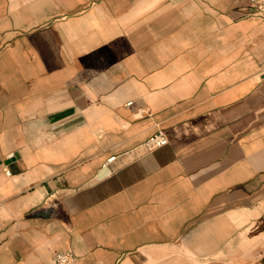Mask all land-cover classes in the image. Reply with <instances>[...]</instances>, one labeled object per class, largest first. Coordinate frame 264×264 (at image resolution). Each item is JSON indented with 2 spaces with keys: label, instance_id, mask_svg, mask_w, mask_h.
Returning <instances> with one entry per match:
<instances>
[{
  "label": "crops",
  "instance_id": "crops-1",
  "mask_svg": "<svg viewBox=\"0 0 264 264\" xmlns=\"http://www.w3.org/2000/svg\"><path fill=\"white\" fill-rule=\"evenodd\" d=\"M253 11L0 0V264H264Z\"/></svg>",
  "mask_w": 264,
  "mask_h": 264
},
{
  "label": "built area",
  "instance_id": "built-area-1",
  "mask_svg": "<svg viewBox=\"0 0 264 264\" xmlns=\"http://www.w3.org/2000/svg\"><path fill=\"white\" fill-rule=\"evenodd\" d=\"M251 2L254 9L253 13L261 18H264V0H251ZM128 103L131 104L132 101H129ZM167 142H168V138L161 131H158L144 142V146L147 150H150L162 146ZM114 159L115 156L109 157L105 165L107 163L112 162ZM76 257L77 256L74 250L72 249L63 250L55 255L51 264H74Z\"/></svg>",
  "mask_w": 264,
  "mask_h": 264
}]
</instances>
